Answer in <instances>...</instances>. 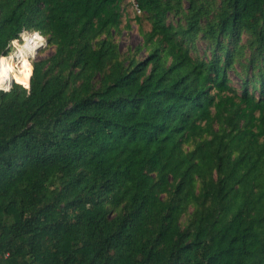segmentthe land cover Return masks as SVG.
I'll return each mask as SVG.
<instances>
[{
  "label": "trees",
  "instance_id": "1",
  "mask_svg": "<svg viewBox=\"0 0 264 264\" xmlns=\"http://www.w3.org/2000/svg\"><path fill=\"white\" fill-rule=\"evenodd\" d=\"M125 1L0 0V264H264V0Z\"/></svg>",
  "mask_w": 264,
  "mask_h": 264
},
{
  "label": "rangeland",
  "instance_id": "2",
  "mask_svg": "<svg viewBox=\"0 0 264 264\" xmlns=\"http://www.w3.org/2000/svg\"><path fill=\"white\" fill-rule=\"evenodd\" d=\"M134 0H126L124 3V15H123V22H122V30L121 33L118 35H115V41L117 42L118 49L122 54H126L128 52H134L138 48H141L142 50L138 52L137 58L142 59L146 56L147 51L143 48V34L149 30L150 25L149 23L143 19L142 22H139L136 20V15H141V12H136L134 8ZM184 4L186 6V2L184 1ZM26 37L29 40V44L31 46L32 51L34 52V57L31 59H28L30 63L34 60L47 58L52 55L54 49L53 47H46V42L43 37V40H36L35 35L32 33H24L21 37V41H17L19 43L23 42V38ZM39 42V44L37 43ZM38 47L36 48V46ZM12 52L14 51V47L12 45ZM36 48V50H35ZM41 48V51L39 49ZM197 48L200 53H202V50L204 48V43L202 41L197 42ZM11 52V53H12ZM7 57V56H6ZM14 64V62H11ZM19 65V64H18ZM32 66V65H31ZM230 77L234 81V85L237 86L238 81L236 80V77L234 74H230Z\"/></svg>",
  "mask_w": 264,
  "mask_h": 264
},
{
  "label": "clouds",
  "instance_id": "3",
  "mask_svg": "<svg viewBox=\"0 0 264 264\" xmlns=\"http://www.w3.org/2000/svg\"><path fill=\"white\" fill-rule=\"evenodd\" d=\"M12 45L16 47L17 41L13 40ZM11 61L12 55L8 57L0 56V91L9 92L11 90V84L5 83L9 80V74H11V79L15 80V83L19 85L25 93L30 94L32 66L29 60L21 57L19 65L13 64Z\"/></svg>",
  "mask_w": 264,
  "mask_h": 264
},
{
  "label": "bare ground",
  "instance_id": "4",
  "mask_svg": "<svg viewBox=\"0 0 264 264\" xmlns=\"http://www.w3.org/2000/svg\"><path fill=\"white\" fill-rule=\"evenodd\" d=\"M34 52L31 49V46L29 44V40L24 37L23 42L19 43L17 42V46L14 47V51L10 53L9 55H12V61L14 64L18 65L20 62L21 57L26 58V59H31L34 57ZM8 55V56H9ZM7 56V57H8ZM12 84L13 79H11V74H9V80L5 82Z\"/></svg>",
  "mask_w": 264,
  "mask_h": 264
},
{
  "label": "built area",
  "instance_id": "5",
  "mask_svg": "<svg viewBox=\"0 0 264 264\" xmlns=\"http://www.w3.org/2000/svg\"><path fill=\"white\" fill-rule=\"evenodd\" d=\"M134 8H135V10H136V12H138V13H140V11H139V9L137 8V5L136 4H134ZM38 32H34V33H32L33 35L34 34H37ZM39 34V33H38ZM41 40H43V36H41Z\"/></svg>",
  "mask_w": 264,
  "mask_h": 264
},
{
  "label": "water",
  "instance_id": "6",
  "mask_svg": "<svg viewBox=\"0 0 264 264\" xmlns=\"http://www.w3.org/2000/svg\"><path fill=\"white\" fill-rule=\"evenodd\" d=\"M13 83H15V82H13ZM13 83H12V84H13ZM12 84H11V86H12Z\"/></svg>",
  "mask_w": 264,
  "mask_h": 264
}]
</instances>
